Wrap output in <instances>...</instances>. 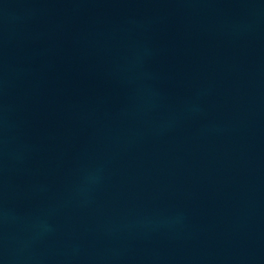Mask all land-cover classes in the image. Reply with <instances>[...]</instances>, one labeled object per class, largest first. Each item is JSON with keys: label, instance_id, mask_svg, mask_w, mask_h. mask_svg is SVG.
<instances>
[{"label": "water", "instance_id": "water-1", "mask_svg": "<svg viewBox=\"0 0 264 264\" xmlns=\"http://www.w3.org/2000/svg\"><path fill=\"white\" fill-rule=\"evenodd\" d=\"M0 264H264V0H0Z\"/></svg>", "mask_w": 264, "mask_h": 264}]
</instances>
